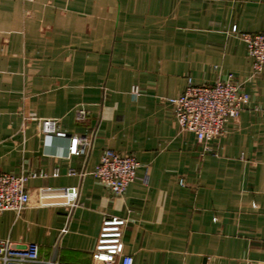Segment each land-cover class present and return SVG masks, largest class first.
I'll use <instances>...</instances> for the list:
<instances>
[{"label": "crops", "instance_id": "1", "mask_svg": "<svg viewBox=\"0 0 264 264\" xmlns=\"http://www.w3.org/2000/svg\"><path fill=\"white\" fill-rule=\"evenodd\" d=\"M233 26L264 33V0H0V171L35 175L0 240L94 264L102 220L119 216L134 264H264V70L250 78ZM228 75L249 103L204 153L165 99ZM44 119L91 136L89 152L69 157ZM104 149L140 164L122 196L92 176Z\"/></svg>", "mask_w": 264, "mask_h": 264}, {"label": "built area", "instance_id": "2", "mask_svg": "<svg viewBox=\"0 0 264 264\" xmlns=\"http://www.w3.org/2000/svg\"><path fill=\"white\" fill-rule=\"evenodd\" d=\"M33 2L34 0H20ZM232 35L243 41L246 52L252 60L250 78L264 70V33L239 34L235 26ZM134 96L139 95L138 87L131 90ZM165 102L172 108L179 131L192 134L203 152L211 154L210 144L226 133V128L235 122L249 103L248 93L242 91L241 84L228 75L212 85L195 86L188 84L184 91L176 97L166 98ZM85 117V112H78V120ZM41 132L69 137L68 156L86 155L92 147L91 136H70L56 130V121L44 119L40 121ZM139 162L132 155L117 153L111 149L101 152L99 161L92 176L114 195L122 196L128 186L137 179ZM74 174V172H70ZM57 176V173L54 174ZM35 175L9 174L0 171V214L6 211L19 213L29 204L26 184ZM183 186L184 182L179 181ZM127 219L119 216H106L102 220L95 248L92 252L94 264H134L133 258L124 253V232ZM0 264H50L41 260L38 245L26 244L13 248L8 240H0Z\"/></svg>", "mask_w": 264, "mask_h": 264}]
</instances>
